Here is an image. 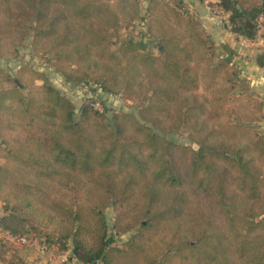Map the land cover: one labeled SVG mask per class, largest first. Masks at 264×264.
I'll return each instance as SVG.
<instances>
[{
	"label": "trees",
	"instance_id": "16d2710c",
	"mask_svg": "<svg viewBox=\"0 0 264 264\" xmlns=\"http://www.w3.org/2000/svg\"><path fill=\"white\" fill-rule=\"evenodd\" d=\"M219 6L264 37V0ZM221 48L184 0H0V261L37 240L78 264H264V99Z\"/></svg>",
	"mask_w": 264,
	"mask_h": 264
},
{
	"label": "crops",
	"instance_id": "0c3cea01",
	"mask_svg": "<svg viewBox=\"0 0 264 264\" xmlns=\"http://www.w3.org/2000/svg\"><path fill=\"white\" fill-rule=\"evenodd\" d=\"M186 6L197 15L207 31L220 46L226 43L234 51V60L239 64L242 75L251 80L253 89L264 99V59L259 63L262 51L254 48H243L235 38L231 24L226 20L228 12L222 13L219 0H184ZM226 16V18H225ZM225 51V50H224ZM226 52V51H225ZM264 130V119L260 122ZM2 158L0 162H3ZM0 199V215L3 213ZM69 253H71L69 251ZM25 264H63L51 250L45 249L37 240L30 242V247L22 252ZM0 264H3L0 261Z\"/></svg>",
	"mask_w": 264,
	"mask_h": 264
},
{
	"label": "rangeland",
	"instance_id": "374dc122",
	"mask_svg": "<svg viewBox=\"0 0 264 264\" xmlns=\"http://www.w3.org/2000/svg\"><path fill=\"white\" fill-rule=\"evenodd\" d=\"M140 21H138L135 24V28L133 33L134 34H138L139 30L141 29L140 27ZM239 41V39H238ZM29 42V40H28ZM26 59L29 60V62H31V64H33L34 66H37L41 69H46L48 71V73L50 74L53 82L60 87L62 90H64L66 93H68L77 103L78 106H80L82 100L86 97L87 93H86V88L84 87V85L82 84H77V83H72V82H68L66 81V79L64 78V76L62 75L61 72H59L56 68H50L47 67L45 64H42L38 59L34 58V57H30V56H26ZM0 62L3 65H6L8 67H13L14 63L13 62H6V61H1ZM97 102V101H96ZM98 107L103 108V104L106 103V105H108L109 109H108V113L111 114L113 111L115 110H120V109H126V110H131L134 109L135 107H133L130 102H128L127 100H125L121 95L119 94H105L100 92L99 93V99H98ZM175 137L178 140H184L183 136L180 134H176ZM106 215L108 217L109 223H110V230H109V239H110V243H115V242H120L123 241L124 239H126L129 235H131V232L122 235V236H118L115 233V230L112 227V224L114 222V217H115V211L114 208L112 206H109L106 208L105 210ZM34 240H31V242ZM39 243V242H38ZM41 245V244H40ZM43 246V245H42ZM47 249V248H45ZM47 250H51V249H47ZM52 251L54 253H56V257H60L58 255V253H60V251L55 250L54 248H52ZM61 261V260H60Z\"/></svg>",
	"mask_w": 264,
	"mask_h": 264
},
{
	"label": "built area",
	"instance_id": "2783aa9c",
	"mask_svg": "<svg viewBox=\"0 0 264 264\" xmlns=\"http://www.w3.org/2000/svg\"><path fill=\"white\" fill-rule=\"evenodd\" d=\"M222 13H225V10L222 9ZM226 18V16H225ZM239 44L243 47V48H254V49H258L259 51H263L264 52V37L262 35V32L259 30V33L256 37H240L239 38ZM99 102H96V106L98 107ZM100 108V107H98ZM20 240L22 241H28L27 237L25 236H21L19 237ZM44 247V246H43ZM45 248V247H44ZM56 253H54L55 255ZM58 255L60 257H58L59 260H61L62 263H66V264H78L76 263L77 258L76 257H71V253H69V251L66 252H60L58 253ZM71 259V260H70Z\"/></svg>",
	"mask_w": 264,
	"mask_h": 264
}]
</instances>
